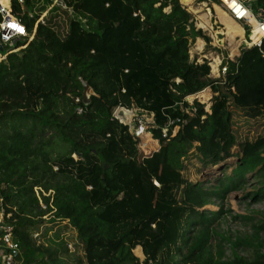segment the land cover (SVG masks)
Listing matches in <instances>:
<instances>
[{"label": "trees", "instance_id": "1", "mask_svg": "<svg viewBox=\"0 0 264 264\" xmlns=\"http://www.w3.org/2000/svg\"><path fill=\"white\" fill-rule=\"evenodd\" d=\"M9 3L32 37L3 45L0 61V197L24 263L264 264L260 246L247 258L237 248L252 243L218 233L227 212L205 208L248 174L259 184L252 201L264 200V38L240 49L223 85L206 64L186 65L188 46L210 38L179 0ZM100 63L109 94L89 75ZM193 74L210 87L209 106L189 102ZM78 76L100 95L88 107ZM118 106L143 119L141 137L113 119ZM236 146L215 191L186 176L194 160L216 166Z\"/></svg>", "mask_w": 264, "mask_h": 264}, {"label": "built area", "instance_id": "2", "mask_svg": "<svg viewBox=\"0 0 264 264\" xmlns=\"http://www.w3.org/2000/svg\"><path fill=\"white\" fill-rule=\"evenodd\" d=\"M197 1L198 0H192L191 3L182 6L192 15L191 22H193L196 30H201L203 34L211 38V40L207 42L204 38H197L191 45H194L193 49L188 50L189 58L191 63L196 66L206 64L209 67L208 77L221 80V83L225 85L231 74L229 72V63L230 61L235 62L240 56V49L243 46L252 48L261 45L264 38V7H257L255 0H217V6L222 9L231 20L239 24L245 32V37L243 39H241L240 36L235 38L234 42H238V45L236 47V53L233 54L230 48V41L227 38L226 26L220 22L217 16L214 19L210 12L208 18L210 28L205 29L200 25V15L207 9L211 11L208 7L210 4L214 9V6H216L214 2L216 0H202L200 3H197ZM19 2L22 3L23 0H19ZM60 3L62 4V2ZM196 3L199 8L195 9ZM218 29L221 31L218 32ZM254 32L258 35L255 42L249 39L252 38ZM220 36L221 38H219ZM27 37L32 39V37L28 35L25 25L14 15L9 0H0V61L3 59V45L12 46L17 41ZM199 43L202 44L201 48H199ZM225 46L229 49V54L224 55L223 53H218L220 49H225ZM179 82L180 80L176 79V83ZM120 108L123 107L118 106L114 109L112 114L113 119L117 120L119 123L128 125L131 134L135 137H141L144 134L145 127L143 119L133 116V126L124 123L116 116ZM126 110L130 111L127 108ZM171 123L172 121L170 124ZM163 133H166V129L163 130ZM9 216L10 215L5 212L4 199L0 197V264H25L20 246L14 238L13 226L7 221ZM34 237H37V235H34Z\"/></svg>", "mask_w": 264, "mask_h": 264}, {"label": "rangeland", "instance_id": "3", "mask_svg": "<svg viewBox=\"0 0 264 264\" xmlns=\"http://www.w3.org/2000/svg\"><path fill=\"white\" fill-rule=\"evenodd\" d=\"M202 0H198L197 3H200ZM191 3V2H190ZM195 5V9L199 8L198 5ZM184 5V4H182ZM208 14L210 16V12L212 13L213 18H216V13L214 12L213 7L211 4L208 6ZM206 10L203 12L205 13ZM202 13V14H203ZM218 32L221 30L218 29ZM221 38V36L219 37ZM211 40V38H210ZM199 48H201L202 44L199 43ZM188 46L189 49H193L194 45ZM234 46L230 43L231 51ZM218 53H223L224 55L229 54V49L225 46V49H220ZM189 54V52H188ZM197 55V54H195ZM191 63L190 58H188V62L186 65ZM65 65L70 69L72 72H76L72 68V63L68 62V59L65 61ZM60 69L53 70L54 73L58 72ZM106 66L103 63L98 65H92L89 69V75L92 76L94 84L97 86H101L105 88L107 93H111L113 88L110 85H107L103 77L105 75ZM73 74H66L65 76L59 75L62 78L64 86L67 85V88H70L74 91L76 90L75 85H72L71 78ZM193 81L188 84L191 87L193 94L188 96V100L190 103L193 102L194 99L200 98L202 102L206 103L207 106L210 105L212 99V92L210 87L204 89L205 80L200 77L199 75H192ZM70 82H69V81ZM225 91H228V87L223 88ZM234 90V88H232ZM132 112V116L129 117L124 123H127L133 126V116L135 112ZM178 129L174 130V133L177 132ZM141 148H146V142L140 144ZM232 153L234 156L227 159L225 162L216 165V166H206L203 167L200 162L194 160L192 164L189 166L188 171L186 172V176L189 178L191 182L194 183H201L204 188L207 190L215 191V186L217 184V179L222 177L223 174H231L232 169L235 167L238 157L236 156L239 153V148L236 146L232 149ZM257 180L253 178L252 174L247 175V182L244 187L237 191L226 195L223 199L214 198L212 199L209 204L205 207L210 211H220L223 210L227 212L226 215L222 216L218 221L217 225L215 226L218 233L220 235H225L229 237L233 242L237 240H242L243 242L246 241L247 243H252L253 245L249 247H245L243 245L237 248V252L240 255H243L247 258H252L255 250L260 246V251L264 253V229L258 230L260 226H264V200L260 202H253L251 199V194L256 191L259 187V184L256 182ZM65 237L69 235H74L75 233L72 230H68L64 232ZM215 244V243H213ZM230 245H225V255L227 258L231 257V250L229 249ZM70 252L74 251V247L69 246ZM134 254L140 259L141 262L144 261V256L140 247L134 250Z\"/></svg>", "mask_w": 264, "mask_h": 264}, {"label": "bare ground", "instance_id": "4", "mask_svg": "<svg viewBox=\"0 0 264 264\" xmlns=\"http://www.w3.org/2000/svg\"><path fill=\"white\" fill-rule=\"evenodd\" d=\"M191 1L192 0H181V2H183L185 4H189ZM214 8H215L216 16L219 18L220 22L226 26L227 38L229 39L232 46H234L232 49V53L235 54L238 42L235 43L234 40L237 36H240L241 39H243L245 37V32H244L243 28L239 26V24H237L236 22L231 20L224 13V11H222L218 6H214ZM208 18H209L208 10H206L205 13L200 15V25L202 27H204L205 29L210 28ZM257 38H258V35L256 32H254L252 38H249V39H251L255 42L257 40ZM128 118H129V116L127 117V119Z\"/></svg>", "mask_w": 264, "mask_h": 264}, {"label": "water", "instance_id": "5", "mask_svg": "<svg viewBox=\"0 0 264 264\" xmlns=\"http://www.w3.org/2000/svg\"><path fill=\"white\" fill-rule=\"evenodd\" d=\"M180 4H185L183 2H181V0H179ZM78 82L80 83L81 86V99H82V103L85 107H88L92 104L93 102V98H100V95H98L94 88L89 84V82L87 80H85L84 78H82L81 76L77 77ZM132 112L127 111L126 108H120V110L117 112L116 116L118 119L122 120V121H126L127 117H131L132 116Z\"/></svg>", "mask_w": 264, "mask_h": 264}, {"label": "crops", "instance_id": "6", "mask_svg": "<svg viewBox=\"0 0 264 264\" xmlns=\"http://www.w3.org/2000/svg\"><path fill=\"white\" fill-rule=\"evenodd\" d=\"M248 1V0H247ZM254 1V0H253ZM216 6H217V4H216ZM222 10V9H221ZM223 11V10H222ZM210 24V23H209ZM222 28V27H221Z\"/></svg>", "mask_w": 264, "mask_h": 264}]
</instances>
